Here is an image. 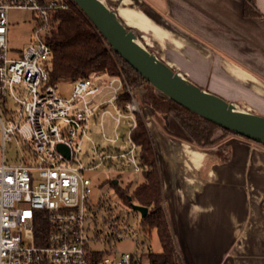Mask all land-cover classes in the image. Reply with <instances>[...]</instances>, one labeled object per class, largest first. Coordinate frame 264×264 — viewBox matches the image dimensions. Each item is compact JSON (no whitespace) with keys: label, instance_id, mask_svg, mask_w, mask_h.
<instances>
[{"label":"built area","instance_id":"2783aa9c","mask_svg":"<svg viewBox=\"0 0 264 264\" xmlns=\"http://www.w3.org/2000/svg\"><path fill=\"white\" fill-rule=\"evenodd\" d=\"M69 1L0 0V103L7 117L0 112V264H134L150 245L143 235L142 214L133 224L130 214L139 211L116 192L96 194L86 174L113 162L142 172L132 138L136 114L143 113L135 90L123 73L108 76L104 70L74 80L69 95L48 82L45 62L52 47L47 34L54 12L66 9ZM22 8L35 13L33 41L11 55L9 11ZM106 114L115 120L116 136L103 132L108 142L85 148L91 140L90 123L105 126ZM124 117L133 125L120 137ZM13 139L19 143L18 161L8 163L6 147ZM37 210L45 211V233L36 231ZM125 239L137 247L120 251L119 258L97 246ZM99 251L107 253L97 258Z\"/></svg>","mask_w":264,"mask_h":264},{"label":"crops","instance_id":"0c3cea01","mask_svg":"<svg viewBox=\"0 0 264 264\" xmlns=\"http://www.w3.org/2000/svg\"><path fill=\"white\" fill-rule=\"evenodd\" d=\"M143 1L135 7L147 17L129 18L150 23L136 27L147 45H167L152 51L201 87L264 115V0H250L257 15L245 13L246 0ZM146 106L182 263L264 264V146L231 134L197 147L166 116L164 130Z\"/></svg>","mask_w":264,"mask_h":264},{"label":"trees","instance_id":"16d2710c","mask_svg":"<svg viewBox=\"0 0 264 264\" xmlns=\"http://www.w3.org/2000/svg\"><path fill=\"white\" fill-rule=\"evenodd\" d=\"M244 11L247 15L259 14L250 0L244 2ZM47 41L52 47V55L45 62L49 72V83L55 84L61 79L74 81L98 70H104L108 76L123 73L131 86H144L147 103L164 116L173 117L187 133V139L195 146L213 147L228 135H239L158 91L109 45L94 23L73 0L69 1L66 9L54 12ZM136 119L132 138L138 145L143 179L136 184L130 182L124 185L121 184L123 172H120L109 182L124 204L130 206L134 200L136 204L148 206L149 212L142 216L141 220L143 235L151 244L155 232L161 243V250L155 251L149 245L148 250L134 260V264H145V260L146 264H183L163 203L162 179L154 141L143 116L137 113ZM125 166L121 163V168ZM114 179H118V182L115 183ZM36 215V231L45 233L48 228L45 211L37 210ZM106 253L99 251L95 257H102Z\"/></svg>","mask_w":264,"mask_h":264},{"label":"water","instance_id":"95a60500","mask_svg":"<svg viewBox=\"0 0 264 264\" xmlns=\"http://www.w3.org/2000/svg\"><path fill=\"white\" fill-rule=\"evenodd\" d=\"M90 18L109 45L158 91L218 125L264 144V115L242 109L182 74L150 50L118 11L105 0H73ZM59 148L65 150L60 143ZM117 183L118 179H114ZM142 216L148 206L131 203Z\"/></svg>","mask_w":264,"mask_h":264},{"label":"rangeland","instance_id":"374dc122","mask_svg":"<svg viewBox=\"0 0 264 264\" xmlns=\"http://www.w3.org/2000/svg\"><path fill=\"white\" fill-rule=\"evenodd\" d=\"M106 1L110 6L115 8L120 13L122 19L130 27H132L136 31L138 39L144 45H146L150 50L151 49L154 50L156 48V49H158V51L161 52V50H162L161 48L167 47L166 44H160L159 45L160 47L158 46L159 48H157L155 46V44H152V45L150 44V46L147 45L145 43V39L143 38V36H141V35H144L145 32L138 30L136 27L144 28L147 24L149 25L150 23H148L147 21H146V23L130 21L129 14H131V13L139 12L143 16H145L140 10H138L135 7V5L137 6L139 0H106ZM142 3L146 4L145 1H143ZM120 10H122L123 12H126L127 15L123 16ZM145 17H147V16H145ZM9 18H10V26H9V33H8V43L12 49L11 55H16L15 54L16 51L25 49L32 43V41H33L32 40L33 29L36 26L37 20L35 18V13L32 10L25 9V8L11 9L9 11ZM128 21L131 24H129ZM148 21L150 22L149 19H148ZM149 36H150V34H149ZM148 40H149V42L150 41L152 42L151 39H148ZM57 85H58V88H59V91L61 94L69 95L72 91V88H73V80L61 79L57 82ZM131 88L133 90H135V94L141 100L142 106H145V104H147L149 107H151L145 99L144 86H141V85L131 86ZM148 106H146V107L148 108ZM151 108L154 109L153 107H151ZM0 112L2 113L3 117L6 119L7 117L4 114V107L1 103H0ZM145 113H146V111L144 112V110H143V113H141L143 118H144ZM157 114H158L157 116L160 117L161 121L156 120V118H155L156 122L159 123V125L164 130H166V127H165L166 124H164V122H165L164 115L161 112H158ZM168 118H171V119H173V121L176 122V120L173 117L170 116ZM104 120H105V126H102L99 123V121L92 120V122L90 123V131H89L91 140H89L88 142L85 143V145H84L85 148H89L90 146H92V144L94 142L97 144H104V143L108 142L103 137V132H105L109 137H112V138L116 136L115 130H114L115 120L111 117L110 114H106L104 117ZM176 124H178V123L176 122ZM132 125H133V121L129 120V118L124 117L122 119V122L119 125V128H118V133H119L120 137L127 135L128 131L131 129ZM167 128L169 130H171V129L174 130L175 127H174V125L170 126L169 124H167ZM181 133L187 137V133L184 130H182ZM120 141L122 143L123 139H121ZM1 143H2V131H1V127H0V164L2 162ZM258 144H260V143H258ZM260 145H262V144H260ZM18 150H19V143H18L17 139H13L7 143L6 158L8 160V163L18 161L17 160L18 159V156H17ZM120 172H123V179H122L121 184H124V185L127 183H130V182L133 184H136L143 179L142 172L136 171L134 169V167H132L130 165H126L124 168H121V165H119L118 163H114V162L111 163L110 165H102L96 170L88 171L86 174L90 178H92V180L94 181L96 194H100V193L114 194L115 189L110 184L109 180H111L112 178H115ZM132 202L136 203L134 200ZM140 217H141V213L136 212V211L131 212L130 221L133 224H136ZM150 245H151V248L155 251L161 250V243H160V241L157 237V234L155 232H153V237H152ZM97 246L104 247V248L106 247L109 250H113V255H115L117 258H119L120 257V251L134 250L137 247V244L131 239H125V240L118 241V242L98 244ZM144 263L145 264L147 263L146 260Z\"/></svg>","mask_w":264,"mask_h":264},{"label":"bare ground","instance_id":"6f19581e","mask_svg":"<svg viewBox=\"0 0 264 264\" xmlns=\"http://www.w3.org/2000/svg\"><path fill=\"white\" fill-rule=\"evenodd\" d=\"M105 2H107L106 0H105ZM119 13V12H118ZM119 15H120V13H119ZM121 16V15H120Z\"/></svg>","mask_w":264,"mask_h":264}]
</instances>
